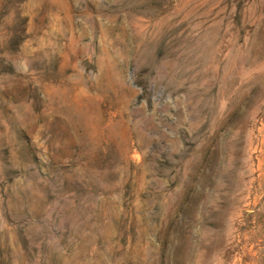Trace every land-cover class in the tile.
<instances>
[{
    "label": "rangeland",
    "instance_id": "1",
    "mask_svg": "<svg viewBox=\"0 0 264 264\" xmlns=\"http://www.w3.org/2000/svg\"><path fill=\"white\" fill-rule=\"evenodd\" d=\"M0 264H264V0H0Z\"/></svg>",
    "mask_w": 264,
    "mask_h": 264
}]
</instances>
